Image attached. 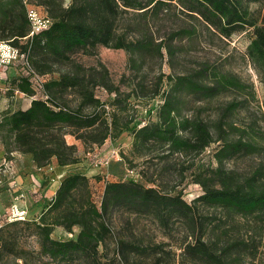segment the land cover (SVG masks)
Masks as SVG:
<instances>
[{
	"label": "trees",
	"instance_id": "obj_1",
	"mask_svg": "<svg viewBox=\"0 0 264 264\" xmlns=\"http://www.w3.org/2000/svg\"><path fill=\"white\" fill-rule=\"evenodd\" d=\"M32 1L53 24L25 40L30 23L22 0H0V41L28 52L33 70L49 76L45 98L0 113L2 157L30 155L37 168L54 162L73 166L81 156L68 136L87 152L131 131L132 158L121 157L131 171L139 170L137 179L106 181L99 204L89 177L81 172L65 176L37 219L2 228L0 264L6 257L13 260L6 264H264L263 169L244 174L228 168L238 156L264 148L256 130L246 132L247 140L226 137L236 126L225 112L244 108L248 100L231 102L214 121L184 114L182 108L185 95L209 100L248 91L254 96L253 84L205 62L186 74L160 70L151 84L140 80L124 92L103 64L87 67L75 59L78 53L93 54L97 46L121 49L129 55L130 69L144 74L146 55L162 59L165 50L174 61L178 52L174 39L161 36L154 23L162 15H182L193 42L200 36L213 42L248 34L246 56L264 84V0ZM10 85L29 97L36 94L27 78L14 77ZM101 88L114 97L103 100L97 94ZM156 97L162 98L157 121L141 125L132 98L148 102ZM217 143L216 167L191 172L196 159ZM189 175L202 189L191 202L183 192ZM58 227L69 234L79 231L74 239L58 240L52 237ZM22 234L35 237L39 247L29 250V260L17 248Z\"/></svg>",
	"mask_w": 264,
	"mask_h": 264
},
{
	"label": "rangeland",
	"instance_id": "obj_2",
	"mask_svg": "<svg viewBox=\"0 0 264 264\" xmlns=\"http://www.w3.org/2000/svg\"><path fill=\"white\" fill-rule=\"evenodd\" d=\"M130 17L129 22H131ZM159 30L161 36L166 39H174V45L177 47V57L171 60L166 51L164 50L163 58L158 56H145V60L141 63L144 64V74L136 73L130 69L129 55L121 49H111L103 46H97L93 54L78 53L75 55L76 61L83 65L90 67L96 66L99 63L103 64L109 71L112 82L119 85L124 92L130 91V84L146 80L148 84L154 82L158 72L161 70L164 74H186L192 72L195 68H199L205 62H208L209 67L214 70H220L223 73H228L237 76L241 81L247 84H253L255 90V97L249 96L246 92H228L214 99L199 100L191 95H185L183 99V112L184 114L199 115L208 121L216 120L225 108L231 102H239L244 99L248 100L244 108L237 109L233 112H225L227 121L235 124V128L230 130L226 137L229 140L250 139L251 136L246 132L256 130L264 137V84L257 71L253 68L252 64L246 56V50L249 43V35L246 33L236 34L231 39L219 40L213 42L208 37L200 36L198 41H192L187 35V28L189 21L182 15L161 16V20L154 23ZM15 70L11 69V72ZM208 83L209 80L207 81ZM12 85H8L3 80H0V113L7 110L14 111L17 109H24L34 98H41L42 96L24 97L21 94H16L12 91ZM97 94L103 100H110L114 96L109 95L104 89H98ZM45 98V97H42ZM137 107V122L141 125L150 121H157V114L162 104V98L156 97L151 101H141L132 98L131 100ZM248 128V129H245ZM246 130V131H244ZM70 143H75V139L71 136L67 137ZM133 134L131 131H125L117 139H109L101 147H93L85 152L84 147L79 145V152L81 156V163L63 169L61 174H56L59 178H64L70 173L81 172L90 178L94 200L99 204L104 192L106 181L116 182L123 181L128 178L137 179L135 176L136 171H131L128 164L121 157V154H126L131 157ZM217 144L211 145L205 150L195 161V166L191 172L201 173L211 167H216L213 154L218 148ZM4 154L3 147L0 145V157ZM15 168L17 170L15 175L27 178L29 172V156L20 157L14 153ZM234 168L244 174L250 173L257 167L263 169L264 172V148L260 152L238 156L228 168ZM22 171V172H21ZM15 172V171H14ZM24 172V175L21 174ZM190 172V173H191ZM48 175H44L47 177ZM51 176V175H50ZM24 179H20L24 185ZM19 180V178H18ZM23 182H22V181ZM189 175L187 181L183 185L184 199L191 202L194 198L202 193L200 185L192 181ZM3 185L0 187V212L7 208L13 199V190L10 189V181L5 178ZM171 184V183H170ZM21 185V184H20ZM29 186L25 183V190L27 193L28 206L33 204L29 197ZM30 195V196H29ZM39 206L37 203L33 204L30 208L31 216L39 215ZM143 226L146 225L147 229L153 228L145 220H141ZM181 230V229H179ZM79 229L76 228L73 234L67 233L63 228H56L52 237L58 240L74 239ZM157 234H159L157 232ZM18 250L21 253H27L29 260V250H38V244L35 237H29L22 234L18 239ZM7 262L12 263L11 258H5L2 264ZM23 264L22 260H18Z\"/></svg>",
	"mask_w": 264,
	"mask_h": 264
},
{
	"label": "built area",
	"instance_id": "obj_3",
	"mask_svg": "<svg viewBox=\"0 0 264 264\" xmlns=\"http://www.w3.org/2000/svg\"><path fill=\"white\" fill-rule=\"evenodd\" d=\"M22 3L26 8L27 18L30 23V32L28 36L24 38L25 40L48 30L52 26L53 20L42 7L36 5L32 0H22ZM11 69L15 71L11 72ZM14 77L27 78L30 80L36 92L35 96L45 97L43 86L49 76H41L33 70L29 64L28 52H22L20 48L13 46L9 42L0 41V80L10 85V80ZM9 89L10 88H8V90ZM14 92L24 97H29L18 90H14ZM1 158L0 187L3 185V180L7 178L10 181V189L13 190L14 194L11 204L4 211L0 212V232L7 223L25 221L32 218L37 219L38 217L31 216L30 214V208L37 202L35 201L32 205H30L29 202L28 206L25 187L17 180L18 175H15L17 170L15 168L14 159L8 160L5 157ZM33 194L38 193L33 192Z\"/></svg>",
	"mask_w": 264,
	"mask_h": 264
},
{
	"label": "crops",
	"instance_id": "obj_4",
	"mask_svg": "<svg viewBox=\"0 0 264 264\" xmlns=\"http://www.w3.org/2000/svg\"><path fill=\"white\" fill-rule=\"evenodd\" d=\"M69 1V0H68ZM32 101V100H31ZM30 101V103H31ZM30 103L26 106V108L29 107ZM24 108V109H26ZM75 143L80 147L79 145H82L80 142H77L75 140ZM16 155L20 157H28L29 156V172H27V178L24 179V177H20L18 175L17 178L24 179V187L25 183L26 185L29 186V192H31V196L29 197L31 201L34 203L35 201L37 202V205L39 206V215L41 214L42 210L44 207L47 206V204L54 198L60 182L62 181L63 178H59L56 176V174H61L63 169H66L70 166L67 167H59L57 166V163L54 162L51 166L45 167V168H37L35 163L33 162L32 158L30 155H21L17 154ZM14 156V161L17 159ZM22 172V171H21ZM22 176L24 175V172L21 174ZM44 175H48L47 177H44ZM51 175V176H50ZM22 181V180H21ZM23 182V181H22ZM33 192H37L38 194H33ZM6 209V208H5ZM37 215V216H39ZM60 228V227H58Z\"/></svg>",
	"mask_w": 264,
	"mask_h": 264
}]
</instances>
